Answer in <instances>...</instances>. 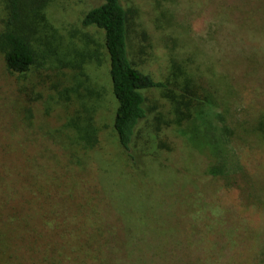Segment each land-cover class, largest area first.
<instances>
[{"label":"rangeland","instance_id":"rangeland-1","mask_svg":"<svg viewBox=\"0 0 264 264\" xmlns=\"http://www.w3.org/2000/svg\"><path fill=\"white\" fill-rule=\"evenodd\" d=\"M120 1L131 60L161 82L175 61L212 97L144 91L132 164L103 32L81 23L101 1L25 14L29 71L0 53V264H264V36L243 28L260 0ZM87 116L83 149L68 124Z\"/></svg>","mask_w":264,"mask_h":264},{"label":"trees","instance_id":"trees-1","mask_svg":"<svg viewBox=\"0 0 264 264\" xmlns=\"http://www.w3.org/2000/svg\"><path fill=\"white\" fill-rule=\"evenodd\" d=\"M98 6L91 8L82 18L84 27L94 26L103 32V46L109 60V78L112 95L116 101L113 118V130L118 143L130 162H136L133 154L138 141L137 129L147 116L144 91L161 89L178 111L183 100H209L212 96L196 85L192 76L175 61L171 62L169 78L156 81L130 58L128 46L129 16L120 0H100ZM5 20L0 24V53L7 71L26 73L34 62L35 53L30 41L31 32L37 28L35 24L24 20L25 14L33 16L40 12L46 0H3ZM248 14H251L249 12ZM260 14V17H259ZM259 24L254 26L250 17L244 23V32L252 44L253 40L264 36V0L256 8ZM249 21V22H248ZM261 27V28H260ZM263 27V28H262ZM260 28V29H258ZM262 45H256L259 50ZM196 90H199L198 93ZM89 116L75 119L68 124L74 133V143L83 149L96 145V130L91 126ZM72 145V144H71Z\"/></svg>","mask_w":264,"mask_h":264}]
</instances>
